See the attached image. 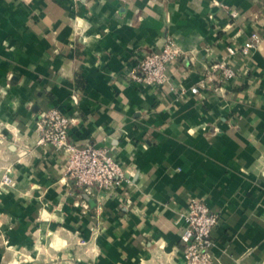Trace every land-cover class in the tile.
<instances>
[{
    "label": "crops",
    "instance_id": "0c3cea01",
    "mask_svg": "<svg viewBox=\"0 0 264 264\" xmlns=\"http://www.w3.org/2000/svg\"><path fill=\"white\" fill-rule=\"evenodd\" d=\"M167 39V83L133 81ZM221 62L233 79L201 86ZM52 107L111 149L122 191L88 193L37 145ZM192 200L220 218L216 264H264V0H0V264H184Z\"/></svg>",
    "mask_w": 264,
    "mask_h": 264
},
{
    "label": "built area",
    "instance_id": "2783aa9c",
    "mask_svg": "<svg viewBox=\"0 0 264 264\" xmlns=\"http://www.w3.org/2000/svg\"><path fill=\"white\" fill-rule=\"evenodd\" d=\"M126 2L127 0H123ZM237 17L236 13H232ZM262 38L253 34L243 46L241 53L249 56L260 46ZM231 55L237 50L229 48ZM183 52L172 39L157 50H152L140 61L138 69L132 73L133 81L139 84H148L158 87L164 86L168 81V71L182 56ZM206 77L201 86L208 87L212 83H227L234 77V71L227 63L212 64L206 69ZM220 90V89H216ZM193 94L199 93V87L191 89ZM78 96L73 97V104L78 103ZM73 119L61 109L52 107L41 115L39 146H52L57 153L64 154L67 159L66 174L75 181L76 185L88 193L99 191H122L128 181L126 170L118 162L109 147L98 144H78L71 138ZM4 187L14 185L11 176L6 175L3 180ZM186 225L180 235V244L184 254V264H216L213 254L214 232L219 226L220 218L204 201L192 200L185 214Z\"/></svg>",
    "mask_w": 264,
    "mask_h": 264
}]
</instances>
